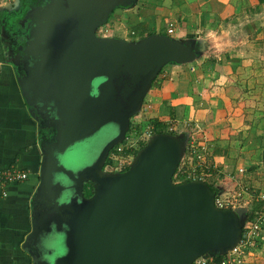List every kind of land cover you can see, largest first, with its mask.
<instances>
[{"label":"water","instance_id":"water-1","mask_svg":"<svg viewBox=\"0 0 264 264\" xmlns=\"http://www.w3.org/2000/svg\"><path fill=\"white\" fill-rule=\"evenodd\" d=\"M135 1L15 0L0 8L21 10L27 35L18 83L31 116L47 118L53 140L41 144L34 194L48 206L33 211L23 245L31 264H191L225 253L241 237L245 207L218 209L203 180L173 181L188 133H155L126 170H104L162 68L192 61L202 48L167 34L135 41L96 35L116 7ZM112 126L115 132L84 155L60 161L59 154Z\"/></svg>","mask_w":264,"mask_h":264},{"label":"crops","instance_id":"crops-1","mask_svg":"<svg viewBox=\"0 0 264 264\" xmlns=\"http://www.w3.org/2000/svg\"><path fill=\"white\" fill-rule=\"evenodd\" d=\"M22 17L18 7L0 10V35L5 38L0 40V169L13 166L28 172L23 182L0 188V264H31L23 245L32 213L48 206L34 197L46 137L29 112L17 78L23 69L19 49L27 35ZM115 18L119 35L109 31L108 37L133 41L132 34L137 39L167 34L168 23L173 22L174 34L167 35L200 41L202 48L192 61L162 69L164 81L151 85L146 94L151 114L145 117L165 125L168 113H174L177 122L190 125L182 129L189 138L199 131L197 136L209 146V158L227 155L224 138L228 132L234 138L239 126L248 123L236 93L239 87L258 86L253 77L264 71V0H136L117 9ZM192 121L194 131L189 129Z\"/></svg>","mask_w":264,"mask_h":264},{"label":"rangeland","instance_id":"rangeland-1","mask_svg":"<svg viewBox=\"0 0 264 264\" xmlns=\"http://www.w3.org/2000/svg\"><path fill=\"white\" fill-rule=\"evenodd\" d=\"M120 8L121 7H117L110 14L107 22L111 25L110 33L114 36L119 35L118 31L115 30V24L117 23L115 12ZM107 23L105 24L107 25ZM131 37L135 38V40H138L135 34H132ZM4 39V35L1 34L0 40L3 41ZM135 40L133 39V41ZM6 59L5 61H8V58ZM167 66L168 65H165L163 68H168ZM165 76V73H160L158 76V81H160V83L163 82ZM253 78L255 79V82L258 84V86L255 85L254 87H239V91L236 93L238 97H236L235 99L237 101L239 100V108L240 110H242V114H245L248 117V123H242L239 126L241 130H239L240 132L237 134L236 132H234V138H231V134H229L228 132L227 136L224 138L223 143L228 149L227 155H221V157L217 158L213 156L212 158H209L208 156V164L211 165V169L209 172L205 173V182L208 183L210 187H216V193L221 189L222 191L227 190L228 187H230L228 188L229 190L235 189L239 186V184L250 186L254 194H251V196H248V194H244L243 197H241V204L245 206L247 210H250L252 212L253 210H261V207H263L264 210V71L263 73H260ZM150 89L153 88L151 87ZM149 100V96H145L139 112L130 118V125L126 135H134L133 132L135 129H138L140 133H142L147 125L153 124L148 117H144V114H151V102ZM36 115L38 116V114ZM168 115L170 116V118L167 122H165L166 131L169 132L168 127L172 125L173 130L171 131L175 132V134L186 133L185 131H182V129L188 128V126L190 125L186 123V125L183 126L185 122L183 124H181V121L177 122L174 119V117L176 116L174 115V113L170 112L168 113ZM180 117H182V115H180ZM172 121L174 124L171 123ZM47 122L48 120L46 117L40 118L41 134L50 129V127L46 125ZM192 123H194V121L190 123L191 128L189 127V129L194 131L195 126ZM244 130L245 133H243ZM113 132H115L114 126H112V128H107L105 131L98 133L94 137L88 140L86 139L79 144L77 143L76 145L71 147L70 152L72 155H79L82 153V155H84L87 149L86 146H89V144H98L99 141L101 142L107 136L112 135ZM198 133L199 131L196 134L195 132H192V135L194 134L195 138H189L187 140V145H189L191 142L203 143L201 139L202 136H197ZM242 147L245 148L242 151H244L247 155H244L245 153L243 152L240 153ZM246 149L249 150L247 151ZM185 152H188V149L185 150ZM219 155L220 154L214 156ZM183 158H185L187 162L183 163L180 166V169H189L192 165L190 164V162H192L190 154H183L182 159ZM128 159L133 160L131 157H129ZM240 167L244 168L243 173L239 172ZM177 171H180L179 168H177ZM173 181L176 183L178 180L177 178H173ZM259 196H262L263 198L255 199L256 197L259 198ZM235 213L238 217L241 216V213L237 211Z\"/></svg>","mask_w":264,"mask_h":264},{"label":"built area","instance_id":"built-area-1","mask_svg":"<svg viewBox=\"0 0 264 264\" xmlns=\"http://www.w3.org/2000/svg\"><path fill=\"white\" fill-rule=\"evenodd\" d=\"M15 0H0V8L12 3ZM110 29L106 24L96 28V34L100 37H108ZM174 32V23L170 22L167 26V34ZM2 61H0V65ZM160 83V81H158ZM145 116L147 114H144ZM144 116V117H145ZM172 123V122H171ZM163 124V123H162ZM168 130H173L172 125ZM156 133L155 125H147L145 130L140 133L135 129L134 135H125L124 140L115 145L108 154V163L104 165V170L108 172H121L126 166L130 165L128 158L133 159L135 150H139L141 143H146L147 140ZM186 154H190L192 162L191 167L180 169V166L187 162L183 158L179 163L178 171L183 178L188 180H203L205 181L206 172H209L211 165L208 164L209 147L206 143L191 142L186 146ZM184 153V154H185ZM239 172L243 173L244 168L240 167ZM242 175V174H241ZM28 172L18 169L17 167H9L0 169V188H4L8 184L20 183L26 180ZM237 183V182H236ZM230 188V187H228ZM219 190L214 195V205L218 209L236 210L245 207L241 204L244 194H254L250 186L240 185L232 190ZM237 189V190H236ZM262 196L255 199H262ZM259 201V200H257ZM247 210V215L242 226L241 237L239 241L223 254L214 256H200L192 261L191 264H264V210Z\"/></svg>","mask_w":264,"mask_h":264},{"label":"trees","instance_id":"trees-1","mask_svg":"<svg viewBox=\"0 0 264 264\" xmlns=\"http://www.w3.org/2000/svg\"><path fill=\"white\" fill-rule=\"evenodd\" d=\"M163 69V68H162ZM162 71V70H161ZM161 71L159 72V74L161 73ZM159 74L157 75V77L153 80V83H152V85L154 84V83H156L157 85H160V83L158 82V76H159ZM154 125H155V130H156V133H160V132H166V133H170V134H175V132H173V131H166V126L164 125V127H163V124L162 123H159V122H152ZM165 129V130H164ZM145 143H141L140 144V148L144 145ZM139 148V149H140ZM138 150H135L134 151V153H136ZM108 161H109V159L107 158L106 159V162H105V164L106 163H108ZM104 164V165H105ZM128 168V166H126L124 169H123V171L124 170H126ZM173 178H177V182L176 183H180V182H184V181H188V179H185V178H183V176L177 171V169L175 170V173H174V175H173V177H172V179ZM211 189H212V191H214V192H216V187L214 188L213 186H211L210 187ZM92 194V190L91 191H88V192H85V195L87 196V197H89L90 195Z\"/></svg>","mask_w":264,"mask_h":264},{"label":"flooded vegetation","instance_id":"flooded-vegetation-1","mask_svg":"<svg viewBox=\"0 0 264 264\" xmlns=\"http://www.w3.org/2000/svg\"><path fill=\"white\" fill-rule=\"evenodd\" d=\"M29 2H30V4H35V5H42V4H44L45 2H46V0H28ZM97 35V34H96ZM49 130L50 129H48L46 132H44V133H42V134H44V136L46 137H43V138H45V143H46V146H49L52 142H53V140H52V138H51V134H49ZM71 152H70V149L68 150V151H66V153H64V155L63 154H59L58 155V157H59V159H60V161L63 163V159H64V156H66L67 154H70ZM86 188H85V192H88V191H91V188H92V186L91 185H89V184H86V186H85Z\"/></svg>","mask_w":264,"mask_h":264}]
</instances>
